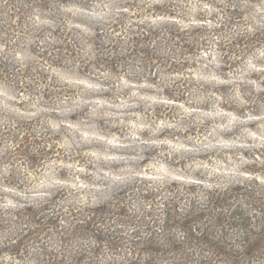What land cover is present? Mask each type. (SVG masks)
<instances>
[{"label": "clouds", "instance_id": "9594fccd", "mask_svg": "<svg viewBox=\"0 0 264 264\" xmlns=\"http://www.w3.org/2000/svg\"><path fill=\"white\" fill-rule=\"evenodd\" d=\"M0 264H264V0H0Z\"/></svg>", "mask_w": 264, "mask_h": 264}]
</instances>
